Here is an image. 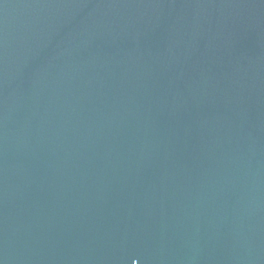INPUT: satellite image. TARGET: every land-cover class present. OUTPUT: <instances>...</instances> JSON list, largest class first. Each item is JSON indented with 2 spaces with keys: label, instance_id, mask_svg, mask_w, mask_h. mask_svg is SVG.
<instances>
[{
  "label": "water",
  "instance_id": "obj_1",
  "mask_svg": "<svg viewBox=\"0 0 264 264\" xmlns=\"http://www.w3.org/2000/svg\"><path fill=\"white\" fill-rule=\"evenodd\" d=\"M0 264H264V0H0Z\"/></svg>",
  "mask_w": 264,
  "mask_h": 264
}]
</instances>
